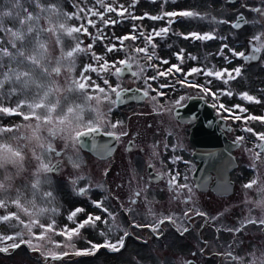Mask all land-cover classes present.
Here are the masks:
<instances>
[{
    "label": "flooded vegetation",
    "instance_id": "1",
    "mask_svg": "<svg viewBox=\"0 0 264 264\" xmlns=\"http://www.w3.org/2000/svg\"><path fill=\"white\" fill-rule=\"evenodd\" d=\"M203 1L205 4H209V6H211L210 3L214 5L216 2H222V0H213V2H210L211 0ZM182 3L187 4L185 0L179 2V4ZM143 5L149 4L138 3L140 7H143ZM162 6H165L168 10L170 9V12H172L173 4L169 1L156 2L153 4L155 9L153 12L155 11L157 16L161 15L160 10ZM197 10L199 11L195 12H199L202 15V12H200L202 7H199ZM131 11L137 17H144V19L128 20V18L123 17L113 18L119 20L116 23L117 26L121 29L124 27L122 33L129 32L132 34L133 25L136 26L137 33L142 31L145 35L151 33L153 29L159 30V27H167L168 32L166 35L154 38L153 43L156 45L154 49L156 58L150 62H145L143 53L134 52L136 47L145 46L142 38H137L136 40L129 39L132 42L131 46H128L125 41L121 45L114 37V28H109L108 25L102 29L104 39L98 38L100 33H97V28H95V35L92 34L90 44L92 48L94 46L101 48V50L104 48L106 61L110 65L118 61V59L132 58L130 59V62L133 64L132 72L139 71L137 62L143 65L145 69L140 76H133L132 72L126 69L120 77H117L114 74L115 70L111 69L110 73L103 72L102 75L106 76V78H103L102 81L108 79L113 87L119 86V89L135 87L139 90L144 87L143 77H151L156 72V69L149 67L148 64L159 65L160 71L168 69L171 65H179L184 72H187L192 67H214L217 70L224 68L231 70L242 66L241 75L235 80L228 82V84H224L223 81L214 77H205L203 74L189 76L187 79L194 80L197 84H204L206 80H211L212 83L208 86L213 91H216L217 89H231V85L237 84L239 78L246 72L249 82L242 87V84L239 82L236 90L231 89L233 95L230 98L221 96L218 103H223L230 108L240 104L243 100L239 97V92L241 91H248L250 95L255 96L261 102L264 101V82H260L256 74V72L263 74L260 76L263 77L262 81H264V68L261 67H264V52L258 53L259 59L253 62L244 61L239 57H232L227 49H224L223 55L219 54L223 44H227L230 48H235L237 51H244L246 55L252 54V49L255 46V42L252 40L253 36L246 35L241 38L238 35L239 30L247 26L249 22L244 12L237 11L231 22L228 21L229 23H227L230 26L229 29L232 28L236 31V35L231 34L230 39H220V37H224V27L223 23H216V21H224V19H220L216 15H210L208 18L203 14L204 19L177 16L152 20L146 17L143 11L138 8ZM175 11L179 12L181 10ZM239 14L245 16L247 23H244L239 28H234L232 25L237 21ZM169 20L172 21L171 24H169ZM204 31L206 33L214 32L217 38L213 40L184 38V35L188 33L198 32L203 34ZM122 36L123 34H120V37ZM109 45H116V50L107 52L106 46ZM181 50H183V61L178 60L176 56ZM152 51L153 49L149 47V52L151 53ZM190 55L195 56L197 59L189 60ZM201 56H204L212 64L200 65L197 60ZM225 56L231 59L232 62L228 63ZM161 60H167L169 63L162 64ZM116 66L121 67L118 63ZM257 67L263 70L262 73L257 71ZM182 78L183 72L175 73L173 71L172 75L162 76L155 81H150L153 88L166 93L164 96H157L155 101L143 97L139 91L140 97L122 102L118 106L113 107V110L136 106L140 108L141 115L136 117L139 128L132 131H114L119 136V139L117 140L113 137L115 149L105 160H109V168L112 165L119 166L117 170L122 172L123 176H120L119 179L113 176L105 179L104 186L102 187L104 188V192L99 187L100 184L97 180H93L89 185L92 196L94 201L103 199L104 207L112 214L109 216L108 213L103 212L104 217L107 218L106 225L108 228L114 227L123 219L125 222L130 220L122 235L125 243L121 249L123 250L127 247L129 239L136 243L132 244L134 247L131 251L136 261L135 264L143 260L144 245H146V251L149 252L148 254H150L151 258L147 264H189V262L190 264H224V259H227L226 264H249L253 259V254L256 257L264 254V238H260L259 234L255 233L249 234V238H245L246 236L240 234L243 227L249 224L258 227L260 231L264 232V225L258 222L264 219V203H260V201L264 200V193L260 191V183H264V166H261L259 161H254L253 159V153L256 151L261 152L262 158H264V149L256 147L257 144L262 142L258 141L252 133H249V136L248 132L244 131L246 126H240L243 120L236 121L227 118L228 113L213 108L211 96L201 99L202 93L198 89L190 88L186 85L181 86L177 83ZM160 84L169 86L160 89L158 88ZM171 85L175 86L171 87ZM92 95L97 96L95 93ZM155 95V92H150V96ZM180 96L185 97L183 101L184 107L175 105V101ZM113 98L115 97L113 96ZM192 102L202 104L212 115L210 121L205 124L203 122L204 127L213 128L214 131H221L235 145L231 147V154L236 160V166L229 173V181L232 182V187L229 189L225 187L215 191L212 188L216 177L213 171H210V178L205 188L199 189L196 186L193 172L199 165V162L193 157L197 145L191 137L192 129L199 123V118L195 115V121L191 119V115L194 112L198 113L197 108L189 106ZM102 103L107 107V101L102 99ZM261 106V114L253 115H264V103ZM235 111L237 114H240L239 110ZM255 111L259 113L258 109H255ZM250 127L256 132H264V126L254 121H252ZM102 129L105 130L104 128ZM107 130L113 131L111 129ZM123 133L127 134L123 135ZM241 136L244 137V141H237V138ZM245 143H249V146H247V151L243 155L240 152L244 148ZM130 145H133V147H130ZM146 157L148 158L147 162L144 161ZM177 157L180 159L177 160ZM98 159L101 160L100 158ZM112 159L115 160L116 164L112 163ZM253 163H256L257 167L254 168ZM169 172L172 175H175L176 172L180 173L178 178L179 183H187L193 190L191 199H188L189 194L187 189L182 190L178 198L174 192L169 190L167 183ZM185 176L187 177L186 181L184 179ZM252 179H257L258 184L250 189L245 188L244 185ZM137 191L141 193L138 197L135 195ZM151 197H156L158 201L159 199L165 201L166 205L170 204L166 209L164 217L172 216L176 220L175 224L168 220L159 224L157 233H154L151 228L144 227L151 223L139 221L135 218L136 215L143 213L147 207L150 206L149 208H151V204H153V202L149 201ZM133 200L136 202L132 203ZM155 204L157 203L154 202ZM239 208L243 210L240 216L237 215L239 214ZM186 211L189 212V217L184 216V212ZM197 212H203L206 215H197ZM248 218L257 221V223H247ZM229 219L234 220L235 225ZM156 223L157 221L153 224ZM135 225H141V227H136ZM185 227L188 228V231L181 234ZM139 230H145L146 234L141 235L137 232ZM224 231L233 239L226 246H224L225 242H223ZM125 233H128V235L125 236ZM175 240H181V243L185 244L184 248L175 247V242L173 243ZM213 241H215V244ZM217 246H222V248L224 247L228 251L225 252L222 249L216 250ZM153 249H156V251L154 252ZM100 250H108L110 253H114L109 248L101 247L94 254H97Z\"/></svg>",
    "mask_w": 264,
    "mask_h": 264
},
{
    "label": "rangeland",
    "instance_id": "2",
    "mask_svg": "<svg viewBox=\"0 0 264 264\" xmlns=\"http://www.w3.org/2000/svg\"><path fill=\"white\" fill-rule=\"evenodd\" d=\"M160 1L164 0H136L134 7L129 8V11L138 8L143 11L144 14H147L145 15L146 17L157 16V13L155 11L153 12V10H155L153 4L156 2L160 3ZM166 1L173 4L172 11L178 9L181 11L190 9L195 12L199 11L197 10L199 7H202V10L200 11L202 12V15L205 14L208 18L210 15H216L220 19L223 18L224 21L229 22H231V20L235 17V13L240 10L244 12L246 17L249 19L248 25L241 28L238 32V35L241 38L246 35H259L262 31H264V20H262L257 13L251 11V8L262 6L260 4V0H237L233 3H230L228 0H222L221 3L216 2L214 5L213 3H210L211 6L207 3L205 4L203 0H185L187 4H179L182 0ZM107 2L108 0H105V3ZM113 2L114 5L124 4V6L128 8L132 0H113ZM139 2L149 5H143V7H140L138 6ZM210 2H213V0ZM53 3L56 5L59 13L63 14L51 15L46 11L41 12V9H44L45 6H51ZM242 5H247V7ZM80 8L85 9V12L80 13L82 19L78 20L75 18L74 14L78 13ZM89 8H94V10L101 12L104 11V9L96 3V0H0V28L10 29L11 32H23L22 39H16L7 32L6 34L0 33V39L8 40L12 44L11 58H0V65L3 66L0 67V70L11 67L13 69L19 68V70L29 73L25 80H13L11 78L6 79L4 76H0V102H2L3 105L15 107L18 100L21 102L34 101L37 99L36 94L41 91V88L55 86L61 87V94L52 98L53 101L59 99V106L54 115L58 116L67 114V107L81 105L84 102L79 91L66 92L63 90L67 87V82L69 80L79 79L81 74L91 77V80L88 81V83L99 84L107 91V86L104 85L102 81V79L106 78V76L102 75L103 71L99 69V66L93 60L91 55V53L94 52L97 55L103 56V58L107 60L104 48L102 50L101 48H97L95 46L91 49L88 48L92 34L95 35L94 29L97 28V33H100L98 29L102 30L106 26L100 22L99 17H92L90 13H87V9ZM29 9H32L34 13L40 15V23L44 26H48L50 22L55 25L66 24L69 27L79 26L81 23H84L88 27L89 35L75 33L73 36H69L66 33L61 32L60 39L57 40L53 34L40 33L39 38L45 40L48 45V54L43 55L41 52L35 50L36 46L33 41L36 34H29L27 32L28 24L25 12ZM165 12H170V9L168 10L165 6H162L160 10L161 15ZM109 17L112 19L115 17L119 18L116 13H105L104 18L108 19ZM87 18H91L96 21L95 28L86 24ZM123 18L133 20L128 17L127 13ZM254 20L258 22L252 23ZM228 25L229 24L227 23H223V34L225 38L230 39L231 34L236 35V31L232 28L229 29L230 26ZM108 27L114 28L115 39L120 37V34H123V36L130 35L129 32L122 33L124 27L121 29L116 24L109 25ZM204 33L206 32L204 31ZM78 42H82L81 47L84 48L85 51L74 55V64L71 65V71H69L70 65L67 59L62 61L60 65H57L56 61L61 55V50H71V48ZM125 42L128 46L132 45V42H130L129 39L125 40ZM33 54L37 57V65H32L27 62L26 58ZM118 61H120V59H118ZM118 61L116 62L118 63ZM197 61L200 65L212 64L211 62H208L204 56H201ZM89 64L97 67V72L84 73L83 69ZM57 66L62 69L59 76L52 77L45 74L43 71V69L46 68L47 73L50 74ZM261 67L264 68L263 66ZM256 69L261 73L263 71L260 67H257ZM256 74L259 81L264 82L262 81L263 77L260 76L263 74L258 72H256ZM239 82L242 84L241 87L249 82L246 72L239 78L238 83L232 84L230 88L236 90L239 86ZM243 92L248 91L239 92L240 98V94ZM93 93L100 95L101 97L103 96V94L96 92L94 88L89 89L88 94L92 95ZM263 103L264 101L257 104L242 100L239 105L247 109V112L242 115L247 116L249 114H261L260 109L262 108L261 104L263 105ZM92 106H95V101L92 102ZM255 109H258L259 113H257ZM24 110L27 111L26 108ZM100 111H107V107H105L102 102L100 105ZM39 112L42 114L44 109L39 110ZM80 115L84 122H87L90 119H96V113L91 111L89 108H85L84 112ZM140 115L141 109L137 106L127 109L121 108L112 110L111 113L108 114L107 119L112 122L120 121L121 123L115 129H112L110 125L107 129L119 132L123 130H137L139 128V124L136 117ZM254 122L264 126V123H261L260 121ZM30 123L34 125L38 122L24 121L22 117L18 115L8 116L0 114V129H12V131L0 132V144H8L14 150L21 151L22 155V158L6 157L4 159H0V182H3L4 184V189L0 190V198L9 201L7 209H0V216H3L8 212H15L22 220H24L25 224L29 223L30 219H38L40 223L45 225L55 221V232H44V230L38 226H33L31 232H29L27 228L19 225L18 221L13 220L9 222H0V235H12L16 232H22V238L24 240H31L32 245L39 248V251H33L27 245H22L18 249L10 248L7 252H0V264H135L136 261L134 256L131 254V251L134 247L132 244L136 243L130 239L127 242V247L118 252L110 253L108 250H100L94 255H75L77 250L89 249L91 247L89 241L93 244H100L105 242L106 239L113 243L116 242L120 237H122L127 224L130 222V220L125 222L123 219L114 227L108 228L107 225L103 223V221H107V218L103 215L104 211L102 208H95L93 204L94 198L91 193V188L89 187L90 182L93 180H97L100 184L99 187L102 188L104 186L103 184L105 183V179L112 176L119 179L120 176H123L122 172L117 170L119 169V166L112 165V167L109 168V160H99L89 152L82 150L78 144L73 146L71 141L62 138L61 136L50 137L46 130H42L41 135L44 139L39 143L35 139H28L32 135V130L31 128L25 127V125ZM251 123L252 121H248L247 124L241 122L240 126L250 127ZM248 135L250 136L249 133ZM49 142L52 144L54 150H61L62 153L56 155L54 153L55 151L47 152L46 145ZM40 143H43L45 148H41ZM247 146H249V143L244 144V148L240 152L241 154L245 155ZM36 155H40L42 159L50 162L51 165L57 159H61V167L58 173L52 172L50 174H45V178L42 179L40 190L33 195L31 184L34 183V175L38 166ZM144 161L147 162L148 158L146 157ZM112 163H115L114 159H112ZM105 172H107L106 175ZM81 188L87 189L84 195L80 194ZM102 189V192H104V188ZM43 191H52L54 198L42 196L41 193ZM18 194H22L24 197L23 203L29 207V212H32L33 209L28 202H35L36 212L38 215L29 217L11 203V200L16 198ZM99 201H102L104 207L103 199ZM149 201L153 202V204H151V208H149L150 206L147 207L143 213L136 215L135 218L139 221L153 224L166 215V209L170 204L166 205L165 201L161 199L158 201L156 197H151ZM154 202L157 204L154 205ZM77 208H82L84 211L77 213V215L73 217V220H68L69 214ZM94 208L95 212L93 211ZM40 209H46V211L40 212ZM242 212L243 210L239 208V214L237 215L240 216ZM89 214L101 217V221L96 222L95 227L85 225L84 228L80 229L78 235L72 236L71 240H68L66 236L57 234L64 226H68L69 228L76 227V225L80 221L85 220ZM229 220L233 223V225H235L234 220ZM13 224L17 225V227H11ZM101 232L106 233V235H101ZM137 232L141 235L146 234L145 230H139ZM224 232L223 242H225L224 246H226V244L232 242L233 239L229 234H226V231ZM251 233L259 234L260 238H264V232L260 231L258 227L252 224L243 227L240 232L242 236H246L245 238H249V234ZM42 234L43 239H39L38 237ZM174 242L175 247L180 249H183L185 246V244L183 245L181 243V240H175L173 243ZM213 242L215 244V241ZM10 243H12V241L0 243V247H4ZM58 244L60 245L59 247H57ZM143 248L145 250L144 253H142L143 260H140L137 264H147L151 259L150 254H148L149 252L146 251V245H144ZM220 249L225 252L228 251L226 248H222V246L216 247V250ZM49 251L56 253H63L67 251L69 255L64 256L62 259L53 260L50 257L46 258V254ZM153 251L155 252L156 249H153ZM226 262L227 259H224V264H226Z\"/></svg>",
    "mask_w": 264,
    "mask_h": 264
},
{
    "label": "snow or ice",
    "instance_id": "3",
    "mask_svg": "<svg viewBox=\"0 0 264 264\" xmlns=\"http://www.w3.org/2000/svg\"><path fill=\"white\" fill-rule=\"evenodd\" d=\"M166 2V0H164ZM96 3H98L104 11H98L94 10V8L87 9V13H90L92 17H99L100 22L104 26L108 25H115L119 22L118 19H112L109 17L108 19H105V13H116L117 17H124L127 13L128 17H130L133 20L136 19H144V17H137L135 16L131 11H129V8L134 7L136 0H132L131 4L128 8H126L123 4L114 5L113 0H108L107 3H105V0H96ZM260 4L262 6L251 8V11L257 13L259 17L264 20V0H260ZM244 7H247V5H242ZM48 12L51 15L56 14H63L59 13V10L57 9L56 5L53 3L51 6H45L44 9H41V12ZM85 9L80 8L78 13H75L76 19H82L80 13H84ZM147 15V14H145ZM25 16L27 17V32L29 34L35 33L36 36L34 37V44L36 46V51L41 52L43 55L48 54V45L45 40L40 39L39 35L40 33H46V34H53L57 40L60 39V33H66L69 36H73L75 33H83L85 35H89L88 33V27L81 23L79 26H67L66 24H60L55 25L53 23H49L48 26H44L40 23L41 17L40 15L34 13L32 9H29L27 12H25ZM193 17V18H200L204 19V17L199 12H194L191 10H182L179 12L172 11V12H165L162 15L158 16H148V18L152 20H160L164 17ZM70 18V17H68ZM171 20H169V24H171ZM241 22L247 23L245 17L243 14H240L238 16L237 22L232 25L234 28H239L241 26ZM258 21L254 20L252 23H257ZM216 23H229L228 21H216ZM86 24L91 25L93 28L96 27V21L87 18ZM100 32L99 39H104V33L102 30L98 29ZM6 32L11 35L12 37H15L16 39H22L23 38V32H11L10 29H4L0 28V33L6 34ZM168 32V28H160L159 30L153 29L151 33L148 35H145L144 32H136V26L133 25V33L130 35H125L123 37H117L116 39L120 42L121 45H123V42L128 39L136 40L137 38H142L145 42L144 47H136L134 49L135 53H143L144 54V60L145 62H150L155 56L154 49L156 48L155 43H153V40L155 37H161L163 35H166ZM185 39L194 38L195 40H213L216 39L217 36L214 34V32H208V33H198V32H191L186 35H184ZM220 39H226L225 37H220ZM252 40L255 42V46L252 49L251 55H246L244 51H237L235 48H230L227 44H223L222 48L220 50V55L224 54V49H227L232 57H239L242 58L244 61L247 62H253L257 61L259 57L256 55V53L264 52V31H262L259 35H255L252 37ZM82 42H78L75 44L74 47L71 48V50L63 51L61 50V55L59 59L56 61L57 65H60L62 61L67 59L70 68L69 71H71V65L74 64L73 57L76 53L85 51L84 48L81 47ZM149 47L153 49V51L149 52ZM88 48L91 49L92 45L89 44ZM116 50V45H109L106 46L107 52H113ZM12 54V44L8 40L0 39V58H11ZM93 60L96 62V64L99 66V69L105 73H110L111 69H114V74L117 77H120L124 71L127 69L129 72H132L133 64L130 62V59H122L118 61V64L121 65V67H117V62H113L111 65L108 61H106L103 56L97 55L96 53H91ZM177 59L180 61H183V50L181 52L176 54ZM27 62L32 65H37L38 60L35 54L29 56L26 58ZM189 59L196 60L197 58L195 56H189ZM225 59L228 61V63H231V59H229L227 56H225ZM162 64H168L169 61L167 60H161ZM149 67H152L156 69V72L151 77H143L144 79V87L143 89H139L138 91L141 92L142 96L145 98H149L153 101L156 100L157 96H164L166 93L158 91L157 88H153L150 81H155L159 79L162 76H168L172 75L173 71L175 73H182L183 72V78L178 80L177 83H179L181 86H187L190 88H196L198 89L202 95L201 99L211 96L213 99V108H217L218 111H223L225 113H228V117L230 119L241 121L245 124H247L248 121H260L261 123H264V115L256 116V115H247L242 116L241 114L247 112V109L242 107L241 105L237 104L230 107H227L223 103H218L221 96H229L231 97L233 95V92L231 89H217L216 91H213L210 85L212 83L211 80H206L204 84H197L194 80H188L187 77L189 76H195L198 74H203L205 77H214L218 80L223 81L224 84H228L229 81L235 80L237 77L241 75L242 66L235 67L231 70L224 68V69H215L214 67H192L187 72H184V70L179 65H171L168 69L164 71L159 70V65H152L148 64ZM0 67H3L0 65ZM137 67L139 68L138 72H132L133 76H140L144 72V66L140 65L139 62H137ZM45 74H48L52 77L59 76L61 74V67L57 66L54 68L52 73H47V69H43ZM84 73L87 72H97V67L93 66L92 64L87 65L83 69ZM29 73L26 71H21L19 68L13 69L11 67L4 68L3 70H0V76H4L6 79L11 78L13 80H25L28 77ZM91 80L90 76L81 74L79 79H73L69 80L67 82V87H65L63 90L66 92H74L79 91L83 97V104L81 105H75V106H69L67 107V114L62 115H54L57 112L58 106H59V99H56L53 101L54 96H58L61 94V87H55V86H48L46 88H41V91L38 92L37 99L34 101H17L16 106H5L2 102H0V114L8 115V116H21L24 121H37L38 123L33 124H27L25 127L31 128L32 135L28 139H35L38 143L43 140V136L41 135L42 130H46L49 133L50 137L55 136H61L62 138H65L69 141H71L72 145L75 146L77 144L83 143L82 138L86 136H91L94 133H97L101 130V128L105 129V134L109 137H114L115 139H119V136L116 135L114 131H108L107 127L110 125L112 129L117 128V126L121 123L120 121L112 122L111 120L107 119V116L111 111L113 110V107L118 106L120 103H122V92L126 90L119 89V86L113 87L112 84L109 83L108 79H104L103 83L108 86V90L104 87H101L99 84H92L88 83V81ZM166 86L165 84H160L158 88L162 89ZM175 85H171V87H174ZM95 89L96 92L103 94L101 97L100 95L93 96L89 95L88 91L89 89ZM150 92H155V96H150ZM11 94V93H9ZM241 98L243 100L254 102V103H261L259 99H257L255 96L250 95L248 92H243L240 94ZM113 96L115 98H113ZM102 99L104 101H107V111L102 112L100 111V105L102 102ZM185 100V97L180 96L176 101L175 105L184 107L183 101ZM95 101V106H92V102ZM27 109L25 111L24 109ZM85 108H89L91 111H94L96 113V119L95 120H88L87 122H84L81 118V113L84 112ZM44 109V112L41 114L39 110ZM171 110V109H169ZM235 110H239L240 114H237ZM193 121H195L196 116L193 114L191 117ZM12 131L11 128H3L0 129V132H8ZM244 131L248 133H252L253 136L256 137V139L262 143H259L256 145L259 149H264V132H256L252 127H245ZM66 134V135H65ZM127 133H123V135H126ZM237 141L242 142L244 141V137H238ZM41 148H45V145L43 143H40ZM106 152H111V148L107 145L104 146ZM130 147H133V145H130ZM46 151L47 152H53L54 149L52 147V144L49 142L46 145ZM251 151V150H250ZM22 158L21 151L14 150L10 145L4 143L0 144V159L4 158ZM177 160L180 159L179 157L176 158ZM253 159L254 161H259L261 166H264V158H262V154L259 151H256L253 153ZM37 160V169L34 175V183L31 184V188L33 189V195L36 194L38 190H40L42 179L45 178V174H50L53 172V166L50 162H47L45 159H42L40 155H36ZM175 162V161H174ZM253 167H257L256 163H253ZM107 172H105V175ZM180 173L176 172L175 175H172L171 172L168 173V186L169 190L174 192L177 196V198L181 195L182 190L187 189L188 192V199H191V194L193 192L192 188L187 183H179ZM185 181L187 180V177H184ZM258 184L257 179H252L249 183L245 184V188H253V186ZM4 189L3 182H0V190ZM87 189L81 188L80 194L84 195L86 193ZM260 191L264 193V183H260ZM140 192L137 191L135 195L138 197L140 196ZM42 196L47 198H54L52 191H43L41 193ZM24 197L22 194H18L16 198L11 200V203L15 205L17 208H19L24 214L28 215L29 217H32L33 215H38L36 212V204L34 201H29V205L33 209L32 212H29V207L26 206L23 203ZM136 201L133 200L132 203H135ZM187 202V201H186ZM8 200H4L3 198H0V209H7L8 207ZM96 207L102 208V210L105 213H108L109 216L112 214L109 212V210L105 207H103L102 201H94L93 202ZM260 203H264V200L260 201ZM40 212L46 211V209H40ZM84 209L77 208L72 213L69 214L68 220H73V217L77 215L79 212H83ZM197 215H206V213L203 212H197ZM185 217H189V212H184ZM18 221L19 225H22L24 228H27L29 232H31V229L33 226H38L41 229L44 230V232H55V221H52L51 223L45 225L40 223L38 219H30L29 223L25 224L24 220L20 218V216L15 212H8L7 214L0 216V222H9V221ZM165 220L170 221L171 223L175 224L176 220L172 216L164 217L160 219L156 224H149L145 225L144 227L151 228V230L154 233L158 232L159 224H162L165 222ZM101 221L100 216H93L89 214L87 218L83 221H80L76 227L69 228L68 226H64L57 234L66 236L68 240H71L73 235H78L80 232V229L84 228L85 225H90L92 227H95L96 222ZM247 223H257V221L252 220L251 218H248ZM261 225H264V219H261L258 221ZM103 223H107V221H103ZM136 227H141V225H135ZM11 227L15 228L17 225L13 224ZM238 230V229H237ZM188 228H183L181 234L183 232H187ZM230 231H232L230 229ZM101 235H106V233L101 232ZM128 235V233H125V236ZM22 232H16L12 235H0V243H5L8 241H12V243L7 244L4 247H0V252H7L9 249H18L22 245H27L30 249L33 251H39V248L34 247L32 245L31 240H24ZM39 239H43V234L38 237ZM124 237H120L116 242H111L109 240H105L103 244H93L91 241H89V244L91 247L86 250H77L75 252V255H90L94 254L95 251H97L99 248H109L113 252L120 251L121 248L124 247ZM60 245L58 244L57 247ZM69 255L67 251L63 253H56L53 251H49L46 254V258L50 257L53 260L62 259L64 256ZM231 255V254H229ZM190 264V262H189ZM249 264H264V254H262L260 257H256L255 254H253V259L249 262Z\"/></svg>",
    "mask_w": 264,
    "mask_h": 264
},
{
    "label": "water",
    "instance_id": "4",
    "mask_svg": "<svg viewBox=\"0 0 264 264\" xmlns=\"http://www.w3.org/2000/svg\"><path fill=\"white\" fill-rule=\"evenodd\" d=\"M229 1L234 2L235 0ZM243 24L244 23L241 22V25ZM257 54L258 53H256V55ZM122 90H126L122 92V102L134 100L141 96L140 92L135 87L122 88ZM189 106H194L193 108L198 109V113L194 112L193 114L199 118V123L192 129L191 137L197 145V149L194 151L193 157L199 162V165L193 172V178L196 181V186L199 189L205 188V185L210 178V171H213L216 177L212 184V188L215 191L225 187L229 189L232 187V182L229 181V173L236 166V160L231 154V147L235 145L230 142L221 131H214L213 128L204 127V124L210 121V117L212 116L207 108H205L202 104H196L194 102H192ZM193 114L191 116H193ZM198 134H202V136H199ZM113 139V137H109L105 134V130L101 129L99 132L94 133L91 136L83 137V143L79 144V146L82 150L87 151L100 159H105L111 155L115 149ZM105 145L112 149L110 153L106 152L104 147ZM54 153L58 155L61 154V151H55ZM52 166L53 172L57 173L60 169L61 161L57 160L52 164Z\"/></svg>",
    "mask_w": 264,
    "mask_h": 264
},
{
    "label": "bare ground",
    "instance_id": "5",
    "mask_svg": "<svg viewBox=\"0 0 264 264\" xmlns=\"http://www.w3.org/2000/svg\"><path fill=\"white\" fill-rule=\"evenodd\" d=\"M199 135V134H198ZM199 136H202V134H200Z\"/></svg>",
    "mask_w": 264,
    "mask_h": 264
}]
</instances>
